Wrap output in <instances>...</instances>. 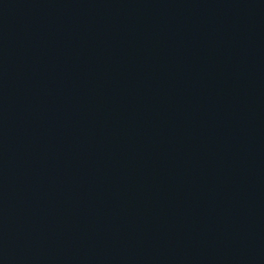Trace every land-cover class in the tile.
Returning <instances> with one entry per match:
<instances>
[{"label": "water", "instance_id": "1", "mask_svg": "<svg viewBox=\"0 0 264 264\" xmlns=\"http://www.w3.org/2000/svg\"><path fill=\"white\" fill-rule=\"evenodd\" d=\"M0 264H264V0H0Z\"/></svg>", "mask_w": 264, "mask_h": 264}]
</instances>
